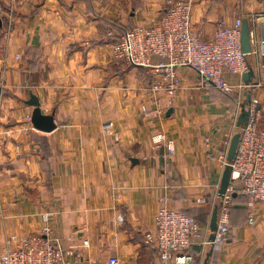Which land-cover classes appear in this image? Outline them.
<instances>
[{
    "label": "crops",
    "instance_id": "obj_1",
    "mask_svg": "<svg viewBox=\"0 0 264 264\" xmlns=\"http://www.w3.org/2000/svg\"><path fill=\"white\" fill-rule=\"evenodd\" d=\"M164 2L0 0V250L10 238H36L40 215L51 212L52 234L85 264L110 256L159 264L143 235L154 232L160 207L209 225L212 206L194 202L220 185L218 155L240 130L245 97L203 86L186 67L175 68L180 87L170 95L154 88L165 71L114 57L117 38L153 25ZM191 2L192 27L204 40L219 22H248L249 92L264 124V0ZM31 95L52 116V132L33 129ZM157 110L159 117L149 116ZM155 136L173 142L174 153ZM253 218L249 225L238 198L229 239L211 250L208 264H264V204Z\"/></svg>",
    "mask_w": 264,
    "mask_h": 264
},
{
    "label": "built area",
    "instance_id": "obj_2",
    "mask_svg": "<svg viewBox=\"0 0 264 264\" xmlns=\"http://www.w3.org/2000/svg\"><path fill=\"white\" fill-rule=\"evenodd\" d=\"M191 13V0H165L164 10L153 25L132 28L117 38L112 47L114 57L130 67L165 71L164 78L154 88L164 89L170 95L177 93L180 87L175 72L179 67L195 71L205 87L227 94H245L253 85L242 80L250 66L241 49V19H235L230 25L219 22L211 39L204 40L192 27ZM108 36L113 35L110 32ZM226 76L236 78L237 83L232 84ZM248 110V120L239 130L240 140L230 164L231 176L225 194L218 195L217 185L212 194L194 202L217 208L216 231L212 233L209 225L202 226L184 212L165 205L160 207L155 216L154 232L143 235L144 244L156 251L159 264H203L208 250L223 246L229 239L233 196L244 199L247 222L254 223V208L264 204V126L261 125L263 111L259 101L252 99ZM160 115L158 110L149 113L153 118ZM231 138L224 141V150L218 155L221 176L227 165ZM153 142L164 144L168 154L174 153L173 142L163 136L153 137ZM206 142H210L208 138ZM52 216L51 212L40 215L44 225L36 238L8 239L0 250V264H85L81 252L66 250L54 237L48 226ZM212 234L213 239H210ZM105 264L121 262L116 256H110Z\"/></svg>",
    "mask_w": 264,
    "mask_h": 264
},
{
    "label": "water",
    "instance_id": "obj_3",
    "mask_svg": "<svg viewBox=\"0 0 264 264\" xmlns=\"http://www.w3.org/2000/svg\"><path fill=\"white\" fill-rule=\"evenodd\" d=\"M0 26H1V19H0ZM241 49L245 55L250 54L251 52L250 32H249L248 22L246 20H244L241 25ZM253 79H254V70L252 69V67H248V71L243 75L242 80L245 84L248 85L252 82ZM244 97L245 99L242 104L241 115L239 116L237 122L238 129H242L245 126L249 116L248 107L251 102L250 92L249 91L245 92ZM27 105L33 107V111L30 118L33 129L42 133H50L55 129V124L53 122L52 116L44 115L41 112L39 108L40 104L37 98L31 95V98L27 102ZM239 140H240V132L235 133L230 140L229 148L227 151V165L225 166L224 171L222 173L219 190H218V195L220 197H222L225 194L229 186V181L231 176L230 164L235 159ZM216 226H217V208L215 207L212 211V215L209 223V229L212 233L216 231ZM210 239H213V234L210 236ZM210 253L211 250L207 252L203 264L208 263V258L210 256Z\"/></svg>",
    "mask_w": 264,
    "mask_h": 264
},
{
    "label": "trees",
    "instance_id": "obj_4",
    "mask_svg": "<svg viewBox=\"0 0 264 264\" xmlns=\"http://www.w3.org/2000/svg\"><path fill=\"white\" fill-rule=\"evenodd\" d=\"M220 93H222L224 96H230V95H232V94H227V93H223V92H220ZM262 121H263V119L261 120V125L262 126H264V124L262 123ZM238 198H242V197H239V196H233V198H232V207H233V204H235L236 203V200L238 199ZM244 200V199H243ZM244 205H245V201H244ZM231 211H232V208H231V210H230V214H231ZM230 218H231V216H230ZM231 222V221H230ZM230 225H231V223H230ZM211 250H214V248H211ZM207 254V253H206ZM206 254H205V256H206ZM208 264V263H207Z\"/></svg>",
    "mask_w": 264,
    "mask_h": 264
},
{
    "label": "rangeland",
    "instance_id": "obj_5",
    "mask_svg": "<svg viewBox=\"0 0 264 264\" xmlns=\"http://www.w3.org/2000/svg\"><path fill=\"white\" fill-rule=\"evenodd\" d=\"M1 19V18H0ZM1 23H2V21H1ZM237 133V132H236Z\"/></svg>",
    "mask_w": 264,
    "mask_h": 264
}]
</instances>
